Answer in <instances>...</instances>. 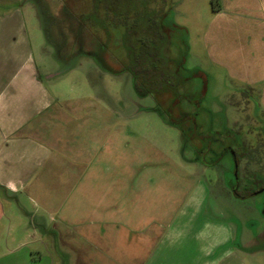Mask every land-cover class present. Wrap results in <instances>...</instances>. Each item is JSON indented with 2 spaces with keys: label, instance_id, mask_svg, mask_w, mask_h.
Returning a JSON list of instances; mask_svg holds the SVG:
<instances>
[{
  "label": "rangeland",
  "instance_id": "1",
  "mask_svg": "<svg viewBox=\"0 0 264 264\" xmlns=\"http://www.w3.org/2000/svg\"><path fill=\"white\" fill-rule=\"evenodd\" d=\"M113 1L0 0V11L14 7L21 12L35 61L46 86L59 96L60 109L84 115V122L77 118L73 140L64 122L61 152L65 158H78L81 169L92 157H103L99 168L111 174L113 190H125L128 203L134 202V187L159 190L158 198L147 195V199L160 206L173 204L174 213L161 207L155 213V220L164 223L176 216L189 193L210 189L204 214L193 210L185 220L193 224L203 217L219 219L231 227L234 240L231 254L209 264H264V106L259 95L234 84L207 57L203 32L217 0H121L120 25L115 12H106ZM82 50L97 53L111 70ZM143 61L150 68L157 65L162 73L154 79L140 73L137 92L132 70L142 69ZM198 70L208 76L206 93L203 78L192 77ZM62 199L58 194L51 202L58 205ZM201 199L196 191L189 201L198 204ZM23 204L28 213L35 212L34 202L24 199ZM115 221L106 244L111 252L105 259H91V264H141L146 259L133 260L119 250V236L126 239L127 250H135V239L150 232L160 239L166 230L154 218L134 216L130 224ZM86 232L82 229L77 235L81 251L89 248ZM195 234L190 228L184 244L181 239L175 242L168 257L161 250L156 261L209 262L211 258H203L199 251ZM44 241L36 252L55 250L53 241ZM88 250L96 255L97 244ZM78 264L88 260L79 259Z\"/></svg>",
  "mask_w": 264,
  "mask_h": 264
},
{
  "label": "crops",
  "instance_id": "2",
  "mask_svg": "<svg viewBox=\"0 0 264 264\" xmlns=\"http://www.w3.org/2000/svg\"><path fill=\"white\" fill-rule=\"evenodd\" d=\"M212 11V20L203 32L210 63L237 86L259 95L264 106V0H217ZM32 52L21 12L14 7L0 11V264H64V258L58 255L71 264H78L79 259H87L88 264L96 257L105 259L111 252L106 244L111 242L115 219L130 224L134 216L154 218L166 228L160 239L155 232L135 239V250H127L126 239L119 236V250L126 252L127 258L146 259L141 264H159V252L163 250L168 257L175 242L181 239L184 244L183 236L190 228L201 243L203 258H211L203 264L231 254L229 245L234 237L228 224L209 217L193 224L185 220L193 210L204 214L210 189L189 193L176 216L172 214L164 223L155 220V213L160 207L174 213L173 204L160 206L147 199V195L158 198L159 190L134 187V202L128 203L125 190H113L111 174L99 168L105 161L103 157H92L82 169L78 158H65L61 152L64 122L73 140L78 119L86 120L77 110L60 109L59 96L46 86ZM139 176L134 175L140 180ZM196 191L202 202L193 204L189 200ZM58 194L63 201L55 205L51 201ZM13 199L17 204L3 202ZM24 199L34 202L35 212L28 213ZM48 212L56 217L50 218ZM82 229L87 230L89 248L97 244V256L89 248L81 251L76 245ZM48 239L55 250L50 247V251L36 252Z\"/></svg>",
  "mask_w": 264,
  "mask_h": 264
},
{
  "label": "trees",
  "instance_id": "3",
  "mask_svg": "<svg viewBox=\"0 0 264 264\" xmlns=\"http://www.w3.org/2000/svg\"><path fill=\"white\" fill-rule=\"evenodd\" d=\"M119 3H121V0H114L112 2L111 6L106 7V9H107L106 12H107L108 15H109V12L110 11L113 12V13L115 12L114 19L116 20V24H119L120 25L123 22V20L120 17V13L122 12V10H120L121 4L119 5ZM213 5H215V2H214ZM174 24L176 26H179L176 23H174ZM165 25L166 24H164V23L162 24L163 27ZM142 38H143V36H142ZM148 41L150 42L151 39L149 38ZM81 52H83L86 55H92V56H94L98 60V62H100L101 66L103 68H105L107 70H111V66L109 65V63L104 58L100 57L97 53H95L93 51H84V50H82ZM151 53H153V52H151ZM75 55H77V53ZM141 64L144 65V67L142 69H140V70L139 69L138 70H132V72L134 73V76H135V80H137L135 82V89H136L137 92H140V87H141L140 84H139V82H138V77L141 75L140 73H142V72L147 73L148 74V78H150V79L158 78V74H161L162 73L161 70H160V68H158L157 65H155L154 68H150V65L147 64L145 61H143ZM195 76L196 77H202L203 78L204 83H205L204 90H205V93H206V91H207V82H208V76H207V74L203 70H198V72H196L194 75H192V77H195ZM213 165H217V163H214Z\"/></svg>",
  "mask_w": 264,
  "mask_h": 264
},
{
  "label": "flooded vegetation",
  "instance_id": "4",
  "mask_svg": "<svg viewBox=\"0 0 264 264\" xmlns=\"http://www.w3.org/2000/svg\"><path fill=\"white\" fill-rule=\"evenodd\" d=\"M231 150L234 152V157H235V162H236V164L239 166V163H240V160H239V158H238V156H237V154H236V151L231 147ZM239 169V168H238ZM236 174H237V171H236ZM235 174V175H236ZM236 176H238V174L236 175ZM225 179H226V177H224ZM228 178V177H227ZM227 180V179H226ZM225 181V180H224ZM232 192L233 193H235L236 195H240V196H242L238 191H237V189H232Z\"/></svg>",
  "mask_w": 264,
  "mask_h": 264
}]
</instances>
